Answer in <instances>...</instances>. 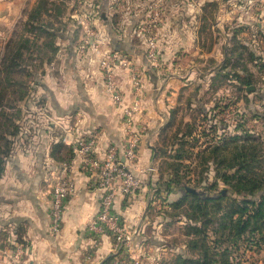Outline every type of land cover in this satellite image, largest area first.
I'll return each mask as SVG.
<instances>
[{
	"label": "crops",
	"instance_id": "obj_1",
	"mask_svg": "<svg viewBox=\"0 0 264 264\" xmlns=\"http://www.w3.org/2000/svg\"><path fill=\"white\" fill-rule=\"evenodd\" d=\"M88 3L95 8L100 5L97 0H0V52L6 45L1 41L10 39L18 21V71L27 74L22 82L27 91L18 98V131L12 136L0 175V264H9L15 245L22 248L25 264H103L108 259L111 238H93L86 230L99 207L100 191L93 184L94 176L78 171L73 153L77 140L88 135L94 136L98 158L114 146L121 161L130 134L139 136L132 166L137 188L133 195L115 201V211L132 235L128 254L134 263L173 264L188 250L190 237L171 261L177 247L157 237L160 231L165 235L163 222L151 217L157 205L155 144L161 133L186 121L183 106L187 95L199 100L192 86L213 80L216 66L226 60L229 32L222 30V37H214L204 52L192 25L193 16H157L161 67L155 72L149 68L140 40L127 26L145 19L132 15L136 2L132 0L129 16H100L101 22H94L98 25L95 32L101 33L96 40L100 49L116 50L128 61L125 68L114 71V90L121 98L117 104L106 91L97 56L78 49L84 35L82 24L87 22L82 9ZM43 4L49 7L41 9ZM55 16L60 28L52 24ZM231 17L223 16V22ZM134 76L140 79L138 90L132 86ZM135 101L138 110L127 122L122 108ZM66 163L76 191L66 204L61 230L54 236L48 213L51 186Z\"/></svg>",
	"mask_w": 264,
	"mask_h": 264
},
{
	"label": "rangeland",
	"instance_id": "obj_2",
	"mask_svg": "<svg viewBox=\"0 0 264 264\" xmlns=\"http://www.w3.org/2000/svg\"><path fill=\"white\" fill-rule=\"evenodd\" d=\"M134 1L136 10L132 15L138 16V19L145 16L138 23L148 20L149 16H193L192 25L198 31L204 52L210 49L214 37H222V30L229 32V36H226L225 65L223 62L222 66H216L218 73L214 74L213 80L192 86V92L199 100L191 97L190 93L187 95L183 106L188 114L186 121L182 120L183 123H177L166 133H161L155 144L158 158V175L154 186L157 205L151 217L163 222L165 236L160 231L157 237L160 235L171 246L177 247L176 253L171 255L172 261L181 252L182 243L190 236L187 214L204 218L199 215L207 212L206 216L215 222L208 226L210 232L211 227H219L215 220L221 216L228 218L229 214L236 216L237 208L246 204L250 207L251 202L259 200L255 197L258 189H264V0ZM97 4H100L98 8L88 3L82 9L87 21L82 24L83 30L84 27L90 28L95 40L97 36L101 37V33L95 32L98 25H94V22L99 24L100 16H129L131 10L128 13V8L132 0H97ZM41 7L47 9L49 6L43 4ZM255 13L261 14L255 16ZM228 15L232 17L223 22V16ZM57 18L53 17L52 24L60 28ZM132 25L128 23L127 26L136 37L137 24ZM12 30L10 39L6 43L1 41L6 45L0 52V104H3L7 116H0V134L5 131L15 135L20 118L18 98L27 91L25 84H22L27 80V74L26 71H18V21ZM240 32L243 34L241 37ZM138 39L145 54L144 41ZM159 61L161 67V59ZM160 67L154 69L149 65L155 72ZM14 135L6 139L0 137V158L5 155L3 152L8 153ZM223 158L224 164L217 165V161L221 162ZM242 160L245 163L240 169L231 168L233 164H228ZM163 184L173 189L170 203ZM186 187L208 195L221 194V199L207 203L198 201L178 191ZM218 231L214 238L220 236L222 231ZM191 253L193 251L188 249L184 256ZM233 264H264V245L260 250L240 248L234 253Z\"/></svg>",
	"mask_w": 264,
	"mask_h": 264
},
{
	"label": "built area",
	"instance_id": "obj_3",
	"mask_svg": "<svg viewBox=\"0 0 264 264\" xmlns=\"http://www.w3.org/2000/svg\"><path fill=\"white\" fill-rule=\"evenodd\" d=\"M157 16H149L146 21L136 25L135 35L145 44V56L150 67H160V50L156 37L155 25ZM84 35L79 44V52H91L98 58V64L105 78L106 91L115 102H121L119 94L114 90L113 75L115 70L127 66V59L116 50L103 51L92 36L90 28L84 27ZM134 90L140 87V80L132 78ZM138 110L136 101L130 107H123L122 112L127 122H131L133 114ZM139 136L130 134L124 145L122 161L118 150L109 146L103 158H98L95 152L94 136L81 137L74 144L73 153L77 160L78 171L95 177L93 184L100 191L99 207L87 222L86 230L93 238L109 236L112 240V250L103 264H135L129 256L132 235L122 218L115 211V201L118 197L133 195L138 185L132 166L136 157ZM70 164H63L51 186L49 204V229L56 236L61 230L62 219L68 200L75 194L73 179L69 176ZM119 181L118 185L114 181ZM22 248L15 245L9 254V264H25L21 258Z\"/></svg>",
	"mask_w": 264,
	"mask_h": 264
},
{
	"label": "trees",
	"instance_id": "obj_4",
	"mask_svg": "<svg viewBox=\"0 0 264 264\" xmlns=\"http://www.w3.org/2000/svg\"><path fill=\"white\" fill-rule=\"evenodd\" d=\"M22 97L23 95L19 96L20 99ZM0 99H2L1 93ZM3 108V104H0V109L3 110ZM0 115L5 116L6 113L0 112ZM0 135L1 138L6 139L8 136L14 134L4 131ZM6 141L9 142V140ZM213 149L216 150L217 147H213ZM10 150L11 148L7 154V151L3 152L5 155L3 158H0V175L3 171L4 158L8 156ZM220 163L224 164V158L221 162L217 161V165ZM244 163L242 160V162L230 161L228 164L229 166L233 164L231 168L237 167V169H240L244 166ZM223 178L225 179L226 177ZM163 187L165 192L168 194L172 193L173 189L168 184H163ZM187 189V187L181 188L178 191H183V195L188 194L196 200L205 203L221 199V194L208 195L196 192L195 190L190 192ZM155 192L157 193V190ZM255 197H258L259 200L251 202L250 207L246 206V204L237 208L236 216L229 214L228 218L221 216V218L215 220L219 223L218 229L222 231L217 238H214V235L219 232L217 228L211 227L210 232L208 230V226L214 225L215 222L206 216L207 212L200 213L199 216H203L204 218L195 217L194 214H187V220L190 221V226L188 227L190 238L187 241V248L191 249L193 253L189 257L179 256L175 264H233L234 253L239 251L240 248L246 247V249L260 250L262 245H264V189H258ZM172 205L174 204L172 203ZM225 233H227L226 236ZM210 235L211 239H209Z\"/></svg>",
	"mask_w": 264,
	"mask_h": 264
},
{
	"label": "water",
	"instance_id": "obj_5",
	"mask_svg": "<svg viewBox=\"0 0 264 264\" xmlns=\"http://www.w3.org/2000/svg\"><path fill=\"white\" fill-rule=\"evenodd\" d=\"M248 90H249V89H248ZM187 190L190 191V192H193V191H194L193 189H190V188H188Z\"/></svg>",
	"mask_w": 264,
	"mask_h": 264
}]
</instances>
